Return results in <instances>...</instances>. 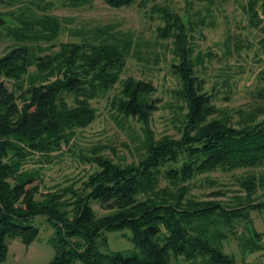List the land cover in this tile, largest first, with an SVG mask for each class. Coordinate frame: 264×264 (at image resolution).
<instances>
[{
    "label": "trees",
    "instance_id": "1",
    "mask_svg": "<svg viewBox=\"0 0 264 264\" xmlns=\"http://www.w3.org/2000/svg\"><path fill=\"white\" fill-rule=\"evenodd\" d=\"M94 1L0 0L19 5L16 25L7 31L22 42L0 57V262L10 238L19 237L26 247L37 239V219L52 229L48 243L54 255L47 264H172L179 257L188 264H238L217 243L228 232L236 234L237 222L248 233L240 240L245 253L260 251L261 234L249 213L264 210V200L251 197L259 187L264 190V176L251 174L241 181L247 197L231 205L195 199L189 181L218 169L264 165V118L255 122L253 116L250 124L234 127L214 117L213 95L196 74L197 63L210 53L193 56L196 22L168 5L154 3L151 11L161 22L156 36L172 44L169 69L187 107L181 137L154 138L148 127L156 109L150 96L155 87L129 76L112 105L142 125L137 159L121 164L99 151L92 157L82 153L96 168L81 188L37 196L44 164L94 120L91 100L119 82L128 57L140 55L132 34L111 24L72 27L67 25L72 18L47 12L56 2L79 9ZM149 1L102 0L111 8L142 7ZM243 10L251 25L264 22V0H247ZM64 30L76 40L60 41L53 49ZM30 162L38 166L29 167ZM91 201L104 212L98 214ZM114 231L127 236L131 251L103 249L107 233Z\"/></svg>",
    "mask_w": 264,
    "mask_h": 264
},
{
    "label": "rangeland",
    "instance_id": "2",
    "mask_svg": "<svg viewBox=\"0 0 264 264\" xmlns=\"http://www.w3.org/2000/svg\"><path fill=\"white\" fill-rule=\"evenodd\" d=\"M246 1L150 0L142 7L111 8L102 0H95L92 5L79 9L63 7L56 2L47 12L72 18V25L68 23V26L111 24L116 31L132 34L140 55L128 57L119 82L105 96L91 100L96 110L94 120L87 127L78 128L71 143L54 152L52 161L44 164L37 196L57 189L67 191L70 186L81 188L87 175L96 168L92 161L81 156L82 153L92 157L93 151H99V154L121 164L137 159L140 141L144 138L142 125L135 118L123 117L112 105L113 98L119 95L121 82L129 76L150 81L155 87L150 96L156 109L149 117L148 127L154 138L164 135L181 137L187 107L177 93L179 81L169 69L174 61L171 41L156 36V28L161 22L151 11L154 3L173 7L180 15L188 13L196 22L193 56L210 53L197 63L196 74L203 89L213 95L212 102L216 107L214 117L234 127L250 124L253 116L256 117L255 122L264 118V22L259 26L250 24L243 10ZM18 8V4L0 2V18L3 20L0 24V57L22 43L7 31L8 26L16 25L13 16L19 13ZM36 12L43 11L36 9ZM201 19L204 24L199 23ZM73 40L76 38L64 30L53 49L59 48L60 41ZM8 85L12 87L10 83ZM67 100L71 102L70 95H67ZM28 166L37 167L38 164L30 162ZM251 174L264 176V165L229 172L218 169L202 173L189 181V195L198 200L213 199L230 205L239 200L244 202L247 191L240 182ZM251 197L264 200V190L259 187ZM91 206L98 214L104 212L96 201H91ZM249 217L261 234L257 237L262 247L260 251L245 253L246 250L242 249L240 240L248 235L242 222H237L236 234L228 232L227 237L217 243L238 264H264V210L251 211ZM41 220L34 221L40 233L29 246L26 247L19 237L8 240L7 256L0 264H47L51 260L54 249L48 238L52 229ZM121 233L108 232V244L103 249L131 251V241ZM172 264L188 263L179 257Z\"/></svg>",
    "mask_w": 264,
    "mask_h": 264
},
{
    "label": "water",
    "instance_id": "3",
    "mask_svg": "<svg viewBox=\"0 0 264 264\" xmlns=\"http://www.w3.org/2000/svg\"><path fill=\"white\" fill-rule=\"evenodd\" d=\"M3 20L0 18V24H2Z\"/></svg>",
    "mask_w": 264,
    "mask_h": 264
}]
</instances>
